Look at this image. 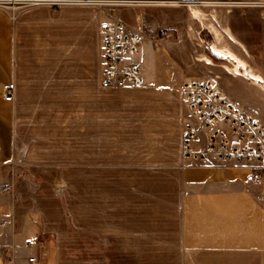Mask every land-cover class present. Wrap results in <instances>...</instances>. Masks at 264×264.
<instances>
[{"label": "crops", "instance_id": "0c3cea01", "mask_svg": "<svg viewBox=\"0 0 264 264\" xmlns=\"http://www.w3.org/2000/svg\"><path fill=\"white\" fill-rule=\"evenodd\" d=\"M63 1L76 3L0 9V246L11 248L0 264H59L69 214L72 246L101 248L106 263L114 253L119 264H264V182L213 157L185 163L182 152L184 83L209 80L246 111L227 71L217 81L200 67L195 46L209 29L191 3L218 30L219 5L264 0H128L152 2L120 11L143 32L145 86L117 91L101 87L107 16L90 3L122 0Z\"/></svg>", "mask_w": 264, "mask_h": 264}, {"label": "built area", "instance_id": "2783aa9c", "mask_svg": "<svg viewBox=\"0 0 264 264\" xmlns=\"http://www.w3.org/2000/svg\"><path fill=\"white\" fill-rule=\"evenodd\" d=\"M76 1L63 0H0V9L13 14L40 6H60ZM89 3V2H88ZM90 4L106 13L99 26L102 47L101 87L123 90L145 86L142 69L135 57L143 45V32L131 29L119 12L121 7L150 5V1H92ZM184 105L191 120L182 137L185 163L203 164L213 157L245 172L248 183L264 182V125L248 112L231 103L209 80L183 84ZM13 91L6 95L12 101ZM201 134L207 135L203 148L196 146ZM0 189V214L1 196ZM11 248L0 246V257H11ZM30 264H36L29 257Z\"/></svg>", "mask_w": 264, "mask_h": 264}, {"label": "rangeland", "instance_id": "374dc122", "mask_svg": "<svg viewBox=\"0 0 264 264\" xmlns=\"http://www.w3.org/2000/svg\"><path fill=\"white\" fill-rule=\"evenodd\" d=\"M202 3H198V6L203 5ZM147 6L149 5L121 7L120 10L144 9ZM219 6H221L220 9L225 11L222 21L218 24L219 31L214 28L210 18L201 16L200 9L198 7L196 9L197 12L194 16L197 19L203 17V22L201 24L197 23L199 29L206 26L209 29H200L201 32L198 36L200 43L195 46V50L200 53V55H197V61L201 68L213 73V76L211 75L209 78L214 80L218 81L214 75H225L222 70L227 71L229 78L232 79L230 87L233 95L238 99L237 101L264 125V3L249 6L243 4V2H229ZM231 9L239 12L234 21L227 16L230 14H227L226 11ZM249 13H252L250 19ZM210 31H214L215 35ZM213 45L222 49L224 53L229 54L232 58L237 57V61L234 62L228 57L216 56L212 50ZM203 49L213 59L214 64L211 61L207 62L209 64L205 62L207 60L202 55ZM251 75L261 78L262 82L253 79ZM59 187L65 188L64 185H59ZM69 203L70 201H64L63 207L67 211H70ZM64 219L63 242L62 246L58 248L59 264H119V262H114L119 259L118 255L114 253L111 255L113 262H104L107 257L104 258V250L101 248L93 250L86 247H73L70 214Z\"/></svg>", "mask_w": 264, "mask_h": 264}, {"label": "bare ground", "instance_id": "6f19581e", "mask_svg": "<svg viewBox=\"0 0 264 264\" xmlns=\"http://www.w3.org/2000/svg\"><path fill=\"white\" fill-rule=\"evenodd\" d=\"M191 5H192V7H194V8L199 7L198 4H197V2H196V3H191ZM213 51H214V53H215L216 55H218V56H222L223 58H227V57H228V58L232 59L234 62L237 61V60H236L237 57H236V58H232L229 54L224 53V52L222 51V49H219L218 47H213ZM240 63H241V62H240ZM251 77H252L253 79L259 81V82H262V79H261V78H258L257 76L254 77V76L251 75Z\"/></svg>", "mask_w": 264, "mask_h": 264}]
</instances>
